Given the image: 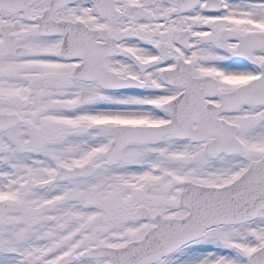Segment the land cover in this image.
Returning <instances> with one entry per match:
<instances>
[{"label":"snow or ice","instance_id":"snow-or-ice-1","mask_svg":"<svg viewBox=\"0 0 264 264\" xmlns=\"http://www.w3.org/2000/svg\"><path fill=\"white\" fill-rule=\"evenodd\" d=\"M0 264H264V0H0Z\"/></svg>","mask_w":264,"mask_h":264}]
</instances>
